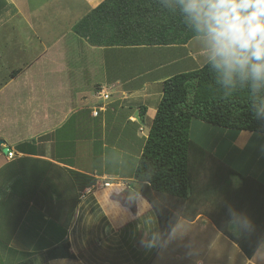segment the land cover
<instances>
[{"label":"crops","instance_id":"obj_1","mask_svg":"<svg viewBox=\"0 0 264 264\" xmlns=\"http://www.w3.org/2000/svg\"><path fill=\"white\" fill-rule=\"evenodd\" d=\"M103 1L0 0V264H153L159 251L162 264H262L264 241L248 259L204 208L181 215L152 260L141 246L153 228L158 238L159 226L132 174L122 172L130 156L124 142L135 145L137 160L164 81L201 68L208 57L200 62L207 52L201 43L192 47L196 38L182 46L89 45L73 27ZM101 88L107 101L96 97ZM193 130L205 133L207 146L192 138ZM74 132L101 133L109 142L95 157L100 166L91 164L97 136L76 148L69 145ZM190 133L214 157L208 179L196 189L221 187L223 166L238 180L264 183V136L199 122ZM109 148L118 152L111 174ZM64 243L74 259H43Z\"/></svg>","mask_w":264,"mask_h":264},{"label":"trees","instance_id":"obj_2","mask_svg":"<svg viewBox=\"0 0 264 264\" xmlns=\"http://www.w3.org/2000/svg\"><path fill=\"white\" fill-rule=\"evenodd\" d=\"M73 31L89 45L101 48L182 46L197 38L178 11L166 7L163 0H104ZM195 121L264 136V92L251 94L247 86H224L208 61L164 81L132 175L137 192L157 217L158 248L181 215L195 216L204 208L216 228L250 259L264 241V183L240 176L241 186L234 189L228 175L237 174L223 166L221 187L196 189L208 179L213 168L207 165L214 157L191 140ZM56 258H75L68 243L43 255L47 261ZM17 264L36 262L27 259Z\"/></svg>","mask_w":264,"mask_h":264},{"label":"clouds","instance_id":"obj_3","mask_svg":"<svg viewBox=\"0 0 264 264\" xmlns=\"http://www.w3.org/2000/svg\"><path fill=\"white\" fill-rule=\"evenodd\" d=\"M183 17L208 53L218 82L264 92V0H163ZM257 115L259 112L256 113ZM233 183L238 181L233 179ZM151 241L140 240L151 249Z\"/></svg>","mask_w":264,"mask_h":264},{"label":"rangeland","instance_id":"obj_4","mask_svg":"<svg viewBox=\"0 0 264 264\" xmlns=\"http://www.w3.org/2000/svg\"><path fill=\"white\" fill-rule=\"evenodd\" d=\"M198 41H200V40H198L197 38L194 39V43L192 42V44H191L193 48H194L196 43H201V42H198ZM206 52H207V50H206ZM205 57H208V53H207V55H205L203 57V59H202L203 61H200V62H202V64H204L206 62V61H204ZM196 122L197 121H195V123ZM199 123H201V122H199ZM147 134H148V132L145 133L146 137H147ZM100 135H101V133H99V134L95 133L94 135H91L90 132H86V134L79 133V132H74V134L72 136H70L71 138L69 139L70 140L69 145L77 148L80 144H83L84 141H87L88 139H93V138H95L94 136H97L96 137V145L94 146V145L91 144V147H90V153H91V155H94V157H91L92 159L94 158V162H91V164H92V166H95V165L96 166H100L102 159L97 161V159L95 157L100 159V157L97 156V154L99 153L98 151H100V150L102 151L103 150V145L107 143V142L106 143L103 142V137H100ZM257 135L259 136L260 139H261V137H263V135H260V134H257ZM123 136H126V133H124ZM85 137H88V138H85ZM192 138L194 140L199 141L200 143L203 142V144H205L207 146L205 133H203L202 136L199 137L198 133L195 130H193ZM142 141H144V139ZM107 144H109V142ZM124 145H127V149L125 150V152L126 153H130V156H125L126 158L124 159L122 172H123V174H130L131 173L133 175L134 166L136 165V158L134 159V157L136 155L135 145L130 143L129 141L124 142ZM129 145H131V146H129ZM116 155H118V152L116 150H111L110 148L106 150V157L105 158H106V160L108 162L106 172L109 173V174H111L112 172L115 173V171L118 169V167H115L110 162V159H114V157ZM78 161H80L81 163L86 164L87 161H88V158L82 160L79 157ZM228 176H230V184H231V179L232 180L235 179L236 181H238V183L234 184L233 181H232V185L236 186V188H239L241 186L240 185L241 184V180H238L237 175L233 176L234 178L232 177V175H228ZM263 214H264V211H263ZM232 224L233 223L231 222L230 223V227H232ZM156 232L157 231L154 228H153V230L150 231V236H151L152 239L154 237L156 238ZM151 238H150V241L152 240ZM158 238H159V230H158ZM158 238L155 239V245L153 246V248L149 249L150 250V259L151 260H152V257L154 258V256L157 254V251L159 250L158 241H157V240H159ZM156 241H157V243H156ZM170 245L173 246L174 242L170 243ZM180 245H182V246H180ZM177 246H180V248L182 249L184 247V242L179 244V245H177ZM159 253H160V251L158 252V254L156 256V259H155V262L153 264H162V256H161L162 254H160V256H159ZM261 263L264 264V260H262Z\"/></svg>","mask_w":264,"mask_h":264},{"label":"built area","instance_id":"obj_5","mask_svg":"<svg viewBox=\"0 0 264 264\" xmlns=\"http://www.w3.org/2000/svg\"><path fill=\"white\" fill-rule=\"evenodd\" d=\"M96 97L99 99V100H101V101H107L108 99H109V95H108V93L105 91V90H103L102 88L101 89H99L98 91H97V93H96ZM98 110H100V107H98L97 109H95L94 111H93V115L94 116H97V114H98ZM13 156H14V154L13 153H8L7 154V157H9V158H13ZM103 186L104 187H108L109 186V183H104L103 184Z\"/></svg>","mask_w":264,"mask_h":264},{"label":"water","instance_id":"obj_6","mask_svg":"<svg viewBox=\"0 0 264 264\" xmlns=\"http://www.w3.org/2000/svg\"><path fill=\"white\" fill-rule=\"evenodd\" d=\"M3 144H4L3 141H0V146L3 145ZM2 151H3L4 154H7L8 148H3Z\"/></svg>","mask_w":264,"mask_h":264}]
</instances>
